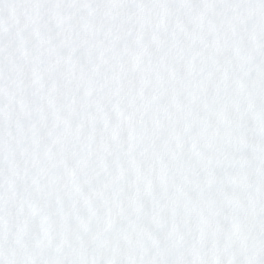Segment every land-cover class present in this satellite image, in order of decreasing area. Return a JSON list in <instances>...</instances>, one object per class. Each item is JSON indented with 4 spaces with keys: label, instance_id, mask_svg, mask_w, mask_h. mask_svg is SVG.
Listing matches in <instances>:
<instances>
[{
    "label": "snow or ice",
    "instance_id": "snow-or-ice-1",
    "mask_svg": "<svg viewBox=\"0 0 264 264\" xmlns=\"http://www.w3.org/2000/svg\"><path fill=\"white\" fill-rule=\"evenodd\" d=\"M0 264H264V0H0Z\"/></svg>",
    "mask_w": 264,
    "mask_h": 264
}]
</instances>
